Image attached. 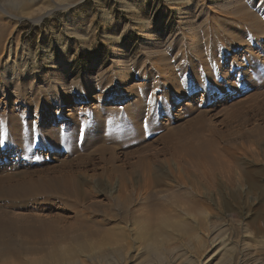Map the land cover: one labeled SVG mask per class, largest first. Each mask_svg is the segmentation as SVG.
I'll return each mask as SVG.
<instances>
[{
  "label": "rangeland",
  "instance_id": "rangeland-1",
  "mask_svg": "<svg viewBox=\"0 0 264 264\" xmlns=\"http://www.w3.org/2000/svg\"><path fill=\"white\" fill-rule=\"evenodd\" d=\"M232 1L239 0H186L184 6L169 0H0V29L16 39L18 60L27 45L39 67L18 88L17 81L4 87L0 80V180L43 179L55 189L71 176L75 190L39 201L0 198V264H264V142H251L264 138V38L253 50L257 64L248 60L254 52L247 47L219 64L206 53L203 63L194 61L185 32L194 27L228 37L239 27L230 22L236 18L227 10ZM159 50L178 75L181 95L172 92L173 108L164 105L152 117L148 109L156 106L143 84L164 80ZM50 55L68 58L62 70L67 87L86 76L98 85L114 77L113 96L99 101L96 89L87 102L74 91L71 99L55 97L50 80L59 63ZM26 59L35 68L32 57ZM123 63L133 72L145 66L150 79L116 76ZM211 69L220 77L207 96L196 82L208 80ZM193 128L215 140L223 163L250 173L256 188L243 178L241 185L228 184L222 197L194 194L196 188L209 191L179 148ZM148 178L156 183L146 191ZM160 218L187 223L190 232L157 237L150 246L140 231Z\"/></svg>",
  "mask_w": 264,
  "mask_h": 264
},
{
  "label": "bare ground",
  "instance_id": "bare-ground-1",
  "mask_svg": "<svg viewBox=\"0 0 264 264\" xmlns=\"http://www.w3.org/2000/svg\"><path fill=\"white\" fill-rule=\"evenodd\" d=\"M33 1H38V0H33ZM169 2H170L171 6H175V5L177 6V5H181V4H183V6H184V4H186V0H169ZM259 2L261 4H258ZM227 10L230 11V14L232 13L236 17V18H234V20L232 19L230 22L233 25H235L237 23L236 25L239 26L237 28H240L239 30L237 28H234V27L231 28V30L229 29L228 30V32H229L228 37L214 35V34L210 35L211 32H210V34H207V33L205 34L203 30H202L203 32H201V31H198L197 29H195L194 27H186L185 32H186V35H189L188 41H189V46L193 51L192 54L195 56L194 61L203 62V63L206 62V60H207L206 53H207V56L210 58L209 61L212 59V60H215L216 63L219 64L220 59H224V57L234 49L247 47V48L251 49L249 51H253L255 48H259L258 46L261 44V39L264 38V0H259V1H257V0H239L236 2L232 1L229 4ZM226 22H228V21H226ZM224 30H226V29H224ZM248 32H251V34ZM186 38L183 37L182 39H180L178 41V43H180V45L184 44V42L187 41ZM227 38H231L232 41H228ZM116 40H118V39H116ZM16 42L17 41L14 37L7 39L5 33L0 29V80H2L4 87H7L8 85H11L13 83H16V81H17L16 84H17V88H18L20 86L19 81L25 79V77H28V78L33 77L34 73L39 68L37 66L36 54H34L33 51L30 53L27 50V47H28L27 45H24L23 47L21 46L22 50H20V52H21V55L22 54H24V55H22V58H19V60H18V56H19L18 55V49L20 47H18V43L16 44ZM180 45H179V48H181ZM209 45H212V50H210ZM64 51H65V49H64ZM160 51L161 50H159V52ZM159 52L157 51L156 53H159ZM163 53L161 51L158 55H156L157 56L156 58L159 57L158 59L161 61V63H160L161 66H166V70L164 69V72H163L164 74L163 75L161 74V76L163 77L164 80H161L160 83H158L157 85L151 84V83L143 84L147 87L146 89H148V91L151 92L149 94H150V97L152 98V101L154 103V104H152V106L153 107L156 106L155 109H153V110H151V106H150V108L147 107V108H149L148 111L150 110V112H148L149 116L151 115L152 117H154L157 114H160V112L162 110L161 108L164 105L170 104L169 107L173 108L174 102L176 101L177 98L176 97L174 98V95L172 92H174V94H177L178 96L181 95L178 92L179 90L177 89V88L180 89V86L178 84V78H177L178 75L175 74L174 70L170 66L169 58L165 59V60L163 59V57L161 58L162 55H165V53L164 54ZM202 53H204V56L202 55ZM148 54L152 55L151 53H148ZM160 54H161V56H160ZM26 56L32 57V63L34 64L33 66H35V68L27 67V60L28 59H26ZM50 56H52L51 60L53 61L54 64L59 63L58 65L56 64L57 69L55 71V74H53V76L51 77V80H50L51 81L50 87L55 89V91L57 92L55 97L58 96V98L60 97L61 100L64 98L71 99V98H73L72 92L74 91V92H78L79 94H81V96H82L81 98H83V100L85 102H87V100H89L92 97V95L96 89H97V91H98V89H100L99 93H102V95H103V96L98 97L99 101H102L105 96H106V98L113 96L114 92L112 89H114V85L112 83H114V81H113L114 77L112 78V81H109L108 83L106 81H104L105 78H103L102 81L100 82V84L98 85L99 81L91 79L90 76H86L85 80L82 81L80 84H78V85L71 84L70 86L67 87L66 86V79L64 77L62 70L65 66H67L66 61L68 58H66L64 55L63 57L59 58V61H57L58 60L57 57H54V55H50ZM248 60L251 62V64H257L259 61L258 53H255V52L251 53L250 56L248 57ZM60 62H61V64H60ZM145 62L146 61H144V63ZM191 62L193 63V61H191ZM156 63H157V61H156ZM123 64L124 65L122 67H118L119 70L116 71L117 72L116 74H118V75H116V76L121 77V78H125L126 76H128V77H137V78H145V79L149 78L150 79V77H149L150 74H148L144 70L145 66H142L143 72H141V69L138 71L134 70V72H133L132 71L133 70L132 65H128L127 63H123ZM118 65H116V66H118ZM119 66H121V65H119ZM168 67H170V69H168ZM43 71H44V69H43ZM31 74H33V75H31ZM205 74H206L205 76H206V78H208V80H201V78H200V80L198 82H196V84H198L199 87L206 89L207 96H208L210 94V93L208 94L209 89L211 90L212 89L211 87H213L214 85H218L217 81H218V78L220 77V73H218L216 70L211 69V70L206 71ZM197 76H198V72L195 75V77H197ZM202 78H203V76H202ZM115 84H116L115 87L117 88V86H119V83L116 82ZM176 84H178V85H176ZM143 88L145 89V87H143ZM144 89H142V90H144ZM157 89L161 90L159 95H158L159 97L156 95ZM3 92H5V90ZM136 96H138V95H136ZM207 96H204V97L207 98ZM88 97H89V99H88ZM139 98H142V97H139ZM123 99H124V97L120 98V100H123ZM142 101H143V99L141 100V102ZM119 104H121V101L119 102ZM142 104H141V107L143 106ZM208 112H211V108L208 110L201 111L200 114L197 116V123L203 122L204 117L206 116V113H208ZM190 126H191V124H190ZM192 126H194V125H192ZM12 132L16 133V131H14V130ZM199 133L200 132L195 131V129L193 128L192 133H191L192 135L190 136V139L187 142H180L179 143V148L185 152V154L193 162V165L196 168L193 176L194 177L198 176L197 171L199 172V170H200L201 172H199L200 173L199 177L204 180L203 181V182H205L204 185L206 187H208L209 194H207L208 192H204V191L200 190L201 188L199 189L196 187H195L196 188L195 190L192 189L195 191L194 194H198V195H204L205 194L206 198H208L209 195H210L209 197H211L215 194L217 196L222 197L225 194L224 190L228 188V184L232 185V187H234L236 182H237V184L240 183V185H241L243 178H245L246 181L250 180L251 186L253 188H256L255 180L251 178L250 173H248V172L247 173H241V175H240L239 173L234 171V169L231 167L233 165V164L232 165L230 164L231 162L229 164L223 163L222 159H221L222 157L219 156V153L217 152L215 140L210 139V138L205 139ZM255 138L256 139L251 140V142L254 145L261 146L262 143L264 142V138H262L261 135H258ZM24 151H28V150H24ZM226 153H228L230 155L232 154L230 152V149H226ZM183 157H184V155H183ZM234 163H236V161H234ZM190 173L192 174L193 170ZM259 173L261 174V172H259ZM10 175H12V174H10ZM150 176H152V175L150 174ZM146 178H147V176H146ZM188 180H189V178H188ZM147 181H148V183H145L146 188H147L146 191L150 190L151 183H153V182L156 183V181L151 179V178L150 179L148 178ZM0 184H4V187L2 185L3 188H1L2 190H0V198L1 199H7L10 201H14L13 203H16V202L22 201V200L24 201V200H32V199L39 201L41 199L48 198V196L64 197V196H62L63 194L65 196H68L69 195L68 193H70V192L75 193V190L73 189L74 179L71 176L64 177L61 180V182H59V185H57L55 187V189L51 188L46 183V181L43 179H32V178L27 179V177H26V179H19V180L14 181V178L12 176H9L8 179L4 178L3 180H0ZM198 185H199L198 182L197 183L193 182L192 186H198ZM192 186H191V188H192ZM232 187H230V188H232ZM143 190H145V189H143ZM259 190H261V189H259ZM162 192L161 191L158 192V194H160V197H163V199L164 198H166V199L170 198V194L167 193V191H165L164 193H162ZM177 195L178 194H175L174 198ZM182 195H184V194H182ZM231 195L234 199H239V197H240V194L237 192V190H233V189H231ZM180 197H182V198H180ZM180 197L177 198V200L183 199V196H180ZM193 197H198V196H193ZM197 200H195V203L197 202ZM191 201H194V199ZM195 203H193V204H195ZM198 203L199 202H197V204ZM190 206L194 207L193 205H190ZM224 207H226V204L224 205ZM191 209H193V208H191ZM21 219L23 222H26L29 224L31 223L30 218H21ZM176 224H178V222ZM176 224L172 223L169 219L163 220L162 218L155 221L154 223L146 222L140 231V236L144 240H146V242L151 246L157 237L159 238L160 236H162L163 238L167 239V238H170L173 235V233L176 231L183 232V233L190 232L191 226L189 224H187V223H181L178 225H176Z\"/></svg>",
  "mask_w": 264,
  "mask_h": 264
}]
</instances>
